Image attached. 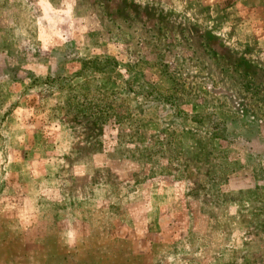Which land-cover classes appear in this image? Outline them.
<instances>
[{"label":"rangeland","instance_id":"374dc122","mask_svg":"<svg viewBox=\"0 0 264 264\" xmlns=\"http://www.w3.org/2000/svg\"><path fill=\"white\" fill-rule=\"evenodd\" d=\"M0 264H264V0H0Z\"/></svg>","mask_w":264,"mask_h":264}]
</instances>
